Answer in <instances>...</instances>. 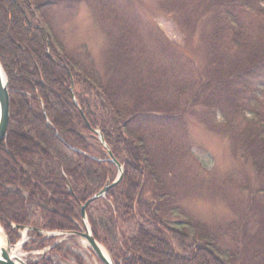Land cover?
Wrapping results in <instances>:
<instances>
[{
  "label": "trees",
  "instance_id": "16d2710c",
  "mask_svg": "<svg viewBox=\"0 0 264 264\" xmlns=\"http://www.w3.org/2000/svg\"><path fill=\"white\" fill-rule=\"evenodd\" d=\"M105 6L99 5L108 13ZM44 7L40 1L0 0V60L11 95L8 134L0 147V222L12 242L19 238L12 223L78 229L80 203L100 191L108 178L115 179L114 164L91 157H105L92 126L102 130L125 166L122 181L87 209L95 236L118 262L264 264V214L259 205L252 210L258 219L245 210L239 214L245 213L243 219L222 229L190 216L173 222V213L158 214L156 202L144 200L149 182H165L158 173V142L172 136L168 116L178 91L174 86L171 93L155 77L156 70L149 68L146 75L143 47L132 41V32L124 29L112 40L105 56L108 68L101 76L94 61L85 65L56 45L42 26ZM196 13L195 19L192 11L181 20L186 39L198 32L204 42L203 76L208 78L200 80L196 94L209 90L205 102L222 113L218 126L213 121L208 125L234 141L241 158L250 161L264 182V0H207ZM33 234L41 241L38 247L54 241ZM78 261L83 264L79 256ZM42 264L54 263L43 259Z\"/></svg>",
  "mask_w": 264,
  "mask_h": 264
},
{
  "label": "rangeland",
  "instance_id": "374dc122",
  "mask_svg": "<svg viewBox=\"0 0 264 264\" xmlns=\"http://www.w3.org/2000/svg\"><path fill=\"white\" fill-rule=\"evenodd\" d=\"M31 1L45 4L41 15L56 45L85 65L94 61L101 76L108 68L105 56L112 40L126 29L132 32V41L143 47L146 75L151 68L171 93L176 86L177 103L168 116L172 124L168 136H172L158 142V173L165 182L157 186L154 181L153 186L161 189L153 188V192L149 182L144 192L145 201L156 202L158 214L167 210L173 213V222L190 216L211 228L219 225L222 229H228L226 224L237 218L243 219L245 213L239 214L245 210L252 212L250 218L258 219L252 211L256 205L264 214V182L258 171L250 161L241 158L230 137L208 125L213 121L218 126L222 117L220 108L205 102L209 90L201 96L196 94L200 80L208 78L203 76L207 66L204 42L198 32L185 38L181 18L194 11L195 19L207 0ZM99 5H107L108 13ZM188 84L185 92L178 90ZM228 239L221 244L225 245ZM19 254L24 259L28 255L23 248ZM32 256L33 260L38 259L36 254Z\"/></svg>",
  "mask_w": 264,
  "mask_h": 264
},
{
  "label": "water",
  "instance_id": "95a60500",
  "mask_svg": "<svg viewBox=\"0 0 264 264\" xmlns=\"http://www.w3.org/2000/svg\"><path fill=\"white\" fill-rule=\"evenodd\" d=\"M9 120H10V94H9V89H8V79L3 69V66L0 62V145L2 141L4 140V138L6 137ZM108 152H109L110 157L113 158V161L120 168L119 179L114 184H112V185H115L121 179L122 174H123V169H122V165L114 159L111 151L109 150ZM111 186L106 185L105 188L99 194L91 198L83 206L82 219L85 225V231L79 232V233L77 232L67 233V235L75 234L79 236L81 239H83L84 241H86L88 245L90 246V248L94 251V253L99 257V259L104 264H114V262L110 254L106 251V249H104L103 246L93 236L91 228L87 221L86 207L96 198L103 196L109 190ZM0 232L2 233L4 237L3 246L0 247V264H26L20 258L14 256L12 249L10 247V241L7 235L4 233L1 226H0Z\"/></svg>",
  "mask_w": 264,
  "mask_h": 264
},
{
  "label": "bare ground",
  "instance_id": "6f19581e",
  "mask_svg": "<svg viewBox=\"0 0 264 264\" xmlns=\"http://www.w3.org/2000/svg\"><path fill=\"white\" fill-rule=\"evenodd\" d=\"M1 243V242H0ZM1 247V246H0ZM17 255V254H16Z\"/></svg>",
  "mask_w": 264,
  "mask_h": 264
}]
</instances>
